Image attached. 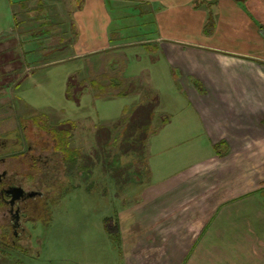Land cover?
<instances>
[{"label": "rangeland", "instance_id": "rangeland-1", "mask_svg": "<svg viewBox=\"0 0 264 264\" xmlns=\"http://www.w3.org/2000/svg\"><path fill=\"white\" fill-rule=\"evenodd\" d=\"M81 3L0 0V176L5 174L0 189L15 185L42 193L17 204L18 229L0 196V264H124L120 245L104 230V219L139 199L138 187L143 190L162 178L165 184L205 161V149L199 148L204 137L197 132L186 97L162 70L155 73L159 86L146 81L141 99L127 109L129 95L107 96L125 88L108 83L113 75L97 81L88 76L80 84L71 75L75 64L61 61L69 51L49 52L72 44L69 26ZM125 23L138 25L124 30L126 43L147 42L146 50L155 49L150 47L155 45L154 31L147 32L140 22ZM141 66L148 67L147 62ZM73 77L77 85L68 99L66 88ZM134 87L126 86L130 95ZM154 112L165 120L176 113L189 120L190 130L155 133L153 123L159 117L152 122ZM60 130L68 131L67 149L77 153L75 163L59 149L64 140L56 135ZM251 198L264 201V190ZM259 209L252 215L244 209L219 213L215 221L227 224L229 236L244 234L249 226L257 232L252 224L264 222V205ZM232 222L238 227H231Z\"/></svg>", "mask_w": 264, "mask_h": 264}, {"label": "crops", "instance_id": "crops-1", "mask_svg": "<svg viewBox=\"0 0 264 264\" xmlns=\"http://www.w3.org/2000/svg\"><path fill=\"white\" fill-rule=\"evenodd\" d=\"M71 20L72 44L49 52L69 51L61 61L75 64L78 83L113 75L108 83L125 88L107 96L129 95L128 109L146 81L159 86L162 70L179 84L204 137V163L165 184L138 187L139 199L117 213L124 264H264L263 221L252 224L257 232L249 226L247 235L232 236L215 221L232 210L257 214L264 205L251 198L264 190V0H82ZM126 21L154 31L155 49L126 43L124 30L138 26ZM160 115L152 114V122L159 117L155 133L190 130L188 119Z\"/></svg>", "mask_w": 264, "mask_h": 264}, {"label": "trees", "instance_id": "trees-1", "mask_svg": "<svg viewBox=\"0 0 264 264\" xmlns=\"http://www.w3.org/2000/svg\"><path fill=\"white\" fill-rule=\"evenodd\" d=\"M9 1L12 2V0H9ZM13 18H14V22H15V25L17 28L18 23L16 21V15L15 14H13ZM75 85H77V82L74 81V78H72L67 84L66 97L68 99L73 98V93H74L73 89H74ZM16 87H19V84L16 85ZM127 94L128 93L122 94V96H125ZM163 122H165V120H163ZM67 132L66 131L64 132V130H60V131L56 132V135L64 136V140L62 142L63 144L61 145V147L59 149L62 151V153H64L66 155L67 159L71 163H75V159L78 157V155L76 152L69 150V148L67 149L68 142H69V141L68 142L66 141V139L69 138V135L67 134ZM81 168H82V166H81ZM103 227H104L105 232L108 234V236L112 237L120 245V239H119L120 237L118 235V231H119L118 217L116 215H113L112 217H106L103 221ZM115 233H117V234H115Z\"/></svg>", "mask_w": 264, "mask_h": 264}, {"label": "flooded vegetation", "instance_id": "flooded-vegetation-1", "mask_svg": "<svg viewBox=\"0 0 264 264\" xmlns=\"http://www.w3.org/2000/svg\"><path fill=\"white\" fill-rule=\"evenodd\" d=\"M4 177H5V174H2V176H0V183L3 182ZM13 187H20V186L8 185L7 187H3V188L0 189V196H1V201H3V203L9 207V212L11 214L12 213L14 214V224H13V227L15 229H18V228H20V224H19V219H20L19 218V210H20V208H18L19 205H17V204H21V203L24 204L26 201L30 200L31 197H29V193L34 194V196H36V197H41L42 196V193L41 192H38V191H33V192L32 191H25L21 187L24 190V192H25L24 196L21 199L15 201L13 204H11V197H12V195H11V193L8 195L7 194V191L9 189L13 188ZM14 209H15V212H14Z\"/></svg>", "mask_w": 264, "mask_h": 264}, {"label": "water", "instance_id": "water-1", "mask_svg": "<svg viewBox=\"0 0 264 264\" xmlns=\"http://www.w3.org/2000/svg\"><path fill=\"white\" fill-rule=\"evenodd\" d=\"M11 193L12 197H11V204H13L15 201L21 199L25 192L21 187H13L11 189H9L7 191V194L9 195ZM29 197H31V199L35 198L36 196H34V194L29 193Z\"/></svg>", "mask_w": 264, "mask_h": 264}]
</instances>
